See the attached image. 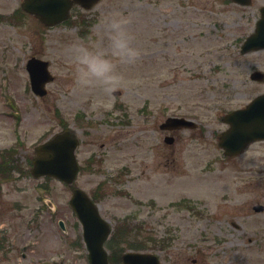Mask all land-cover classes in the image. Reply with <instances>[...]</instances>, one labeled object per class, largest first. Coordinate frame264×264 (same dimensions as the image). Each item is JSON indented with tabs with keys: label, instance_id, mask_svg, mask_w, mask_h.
<instances>
[{
	"label": "rangeland",
	"instance_id": "obj_1",
	"mask_svg": "<svg viewBox=\"0 0 264 264\" xmlns=\"http://www.w3.org/2000/svg\"><path fill=\"white\" fill-rule=\"evenodd\" d=\"M19 4L0 0V124L5 127H0V146L19 137L23 161L33 144L60 130L55 109L71 125L81 113V169L74 185L97 197L112 226L128 217L133 234L127 240L141 241L140 251L157 254L162 264H264V214L249 209L264 186V150L251 147L237 159H225L211 131L217 123L210 111L216 101L231 108L264 88V81L249 77L254 67L264 71V50L239 52L264 0L247 6L230 0H100L88 10L73 6L72 17L51 28L27 14L19 23L9 21L5 16ZM113 10L129 18L140 55L135 64L120 66L124 79L110 94L81 91L72 46L91 38L106 47L99 17ZM79 17L93 23L81 26ZM32 55L48 60L54 77L42 97L28 84L25 63ZM168 116L188 117L203 127L163 131L159 124ZM166 134L174 137L171 144L164 142ZM71 190L28 173L2 185L0 212L10 217L18 212L11 209L17 203L27 220L37 208L43 217V242L31 237L33 232L18 241L12 234L18 249L5 264L46 258L47 244L58 255L53 264H87L81 229L68 204ZM48 200L53 207L44 205ZM51 216L64 221L63 232L46 230ZM124 245L123 251L132 250Z\"/></svg>",
	"mask_w": 264,
	"mask_h": 264
},
{
	"label": "water",
	"instance_id": "obj_2",
	"mask_svg": "<svg viewBox=\"0 0 264 264\" xmlns=\"http://www.w3.org/2000/svg\"><path fill=\"white\" fill-rule=\"evenodd\" d=\"M73 1L88 8L97 0H24L22 8L35 15L44 24L52 26L65 19ZM239 4H249L251 0H233ZM264 48V6L260 9V18L256 22L254 32L247 36L241 46V52ZM32 90L39 95L46 92L44 84L52 79L47 61L32 57L27 61ZM257 73L253 77L262 79L264 74ZM230 129L221 136L220 145L225 153L236 154L247 143L264 138V93L253 98L244 109L231 112L228 115ZM189 121L183 118L169 117L160 126L174 128L188 126ZM171 142V137H166ZM78 140L75 131L63 129L49 141L37 148V156L33 160L32 173L35 176L48 175L71 183L77 173L78 165L75 158V148ZM83 227V237L89 250L90 264H108L107 255L102 243L109 227L99 216L96 206L81 189H74L69 200ZM124 264H160L157 257L151 253H125L122 256Z\"/></svg>",
	"mask_w": 264,
	"mask_h": 264
},
{
	"label": "flooded vegetation",
	"instance_id": "obj_3",
	"mask_svg": "<svg viewBox=\"0 0 264 264\" xmlns=\"http://www.w3.org/2000/svg\"><path fill=\"white\" fill-rule=\"evenodd\" d=\"M256 69H260V68L254 67L252 68V71ZM260 92H264V88ZM248 101L243 104L232 106L231 108H226V107H223L222 105H219L223 103V101L219 100V102L218 101L215 102V106H214L215 109L210 110L212 111L215 122L217 123V126L215 127V129H212L211 131L213 135H215L216 143L221 152H223V149L219 147V144H218L219 137L221 133L226 131L230 126L228 118H226V115L229 113V111L233 109L244 108L247 105ZM74 125H76V123H74L73 126ZM0 127L5 128L1 124H0ZM202 127H203V123H198L195 129L200 130L202 129ZM52 134H50L49 136H51ZM43 140L32 145V152L30 153L29 156H27L26 158H23V161L21 157L18 155L19 154L18 149H22L23 144H24L23 142H21L19 137L15 139L16 142L14 144L0 146V194H1L3 184H6L8 181L16 178L17 176L22 177L25 175L27 171L28 172L30 171V169L32 168V159L34 156L35 147H37V145L40 144ZM256 146H259L264 150V139L255 140L247 144V146L245 147L242 153L238 154L237 156H233V157L228 156L226 157V159H230V160L237 159L241 155H244L246 152L251 151V147H256ZM260 156H264V153ZM248 167L252 168L251 166H248ZM252 169L260 170L258 168H252ZM1 203H3V200L0 195V204ZM255 204H258L261 207H260V210H256L254 211V213L264 214V186H263V189H261L259 192V198L256 199V201L249 206V209L250 208L252 209V206ZM11 209L18 210V212L17 213L9 212L10 217L8 216V212H0V262H2L3 264H5V262L8 261V259L10 258L11 252L13 250L16 251L18 249V246L14 243V241H18L21 237L27 235L28 233L31 234L33 232L31 237L36 236L37 238H41V241L43 242V238H42L43 229H41L42 224H43V217H42L41 208L39 211L37 210L38 208L35 211H32L28 220L24 214L20 213L21 210L17 203H14L11 206ZM4 213H7V214H4ZM224 214L228 216L234 215L228 212H225ZM224 214L223 216H225ZM231 224L233 226H236L235 222L233 221L231 222ZM55 227L57 230L59 229V218L55 219V216H51L48 227H46V230L55 231ZM12 234L15 237V239L12 238ZM244 241H245V238L243 240V243ZM46 246L48 247L47 257L46 258L36 257L33 264H53V260H55L54 256H58L57 252L56 251L54 252L52 244H47ZM26 248H27V243L22 245V250H26ZM44 251H45L44 247L41 246L39 248L40 255H42ZM26 254H27L26 252L21 253L23 258L29 256Z\"/></svg>",
	"mask_w": 264,
	"mask_h": 264
},
{
	"label": "clouds",
	"instance_id": "obj_4",
	"mask_svg": "<svg viewBox=\"0 0 264 264\" xmlns=\"http://www.w3.org/2000/svg\"><path fill=\"white\" fill-rule=\"evenodd\" d=\"M129 18L118 10L99 17L106 47H97L89 38L75 42L71 49L76 87L81 91L99 89L110 94L124 79L121 65H133L140 55L127 25Z\"/></svg>",
	"mask_w": 264,
	"mask_h": 264
},
{
	"label": "trees",
	"instance_id": "obj_5",
	"mask_svg": "<svg viewBox=\"0 0 264 264\" xmlns=\"http://www.w3.org/2000/svg\"><path fill=\"white\" fill-rule=\"evenodd\" d=\"M127 231H128V229L126 227L122 228V232L119 229L115 230V233H113V236H112L111 240L109 241V245H110L112 250H115L114 247H113L114 246V241L117 242V245H119V243L123 239V236L124 235H128V233H126ZM157 242H158V240L155 239L154 243L156 244ZM164 242H165V240H164ZM140 244H141V241L138 242V244H137L139 248H141ZM143 244L145 245V243H143ZM163 246H164V244H161V247H163ZM112 259L114 260V259H117V258L113 257Z\"/></svg>",
	"mask_w": 264,
	"mask_h": 264
}]
</instances>
